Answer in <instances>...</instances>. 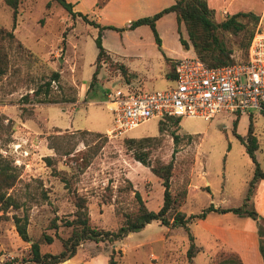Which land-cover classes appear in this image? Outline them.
<instances>
[{
	"label": "rangeland",
	"instance_id": "1",
	"mask_svg": "<svg viewBox=\"0 0 264 264\" xmlns=\"http://www.w3.org/2000/svg\"><path fill=\"white\" fill-rule=\"evenodd\" d=\"M208 2L213 19L218 21L236 11L259 15L264 0ZM83 3L80 11L96 19L98 9L88 0ZM136 7L125 5L113 10L118 13L111 18L113 22L105 19L106 14L100 15L102 21H96L120 27L157 10L143 4ZM11 22V8L0 0V26L12 27L14 35V41L7 46L8 66L0 75V162L16 172V179L6 192L18 203L17 207L0 210V264H25L23 259L29 249V240H22L17 234L12 213L27 214L26 230L32 239L39 240L40 251L56 252L62 247L61 238L70 230L64 220L73 217L74 194L85 197L89 224L101 229L115 230L122 212L133 209V190L139 192L148 209L159 207L160 179L149 166L134 159L122 141L125 136L154 137L148 148L149 163L172 159L170 189L182 184L186 188L187 183L186 197L178 208L185 215L204 210L206 221L193 217L187 223L200 249L188 261L185 228L152 219L113 241L80 240L71 257L55 264H107L111 256L117 259L116 264H212L221 253L231 250L219 235L221 239H234L233 229L240 228V217L232 211L221 213L207 207L240 205L252 175L253 162L243 142L233 133L236 117L235 132L239 135L245 134L248 121L252 120L258 142L254 154L264 170L263 113L223 111L209 119L179 116L176 126L154 117L122 135H105L113 123L112 113L103 102L106 91L167 88L171 85L166 75L169 61L192 51L191 45L182 49L177 43L172 11L155 20L159 38L167 50L173 51L169 54H180L167 62L161 53L158 55L161 49L147 24L123 29L125 37L123 30L104 28L100 37L107 53L96 61L97 28L79 15L71 17L55 0H18L14 24ZM178 27L186 38L182 23ZM220 33L235 45L236 35ZM232 54L239 57L240 49L234 48ZM121 63L125 70L120 68ZM54 71L56 78L51 77ZM47 80L49 96L73 94L74 99L36 101ZM38 86L40 95L32 92ZM173 128L180 137L177 142L171 138ZM252 195L247 207L254 208ZM41 233L49 234L52 240L45 242Z\"/></svg>",
	"mask_w": 264,
	"mask_h": 264
},
{
	"label": "trees",
	"instance_id": "2",
	"mask_svg": "<svg viewBox=\"0 0 264 264\" xmlns=\"http://www.w3.org/2000/svg\"><path fill=\"white\" fill-rule=\"evenodd\" d=\"M55 1L68 11L71 17L79 15L84 21L97 28V34L94 37V44L97 48L95 55L96 61H98L102 55L107 53L101 44L100 37L101 31L104 28H111L120 31L126 28H133L139 24H147L153 34L154 42L160 47V38L155 28V20L169 11H172L175 16L177 24V39L180 46L185 49L188 45H191L193 53L205 64L213 66L235 61H244L249 39L259 17L258 14L252 11H236L230 14H225L220 20L216 21L212 17L213 9L207 5L206 0H173L170 4L157 9L151 14L141 15L135 19L129 20L125 26L117 27L112 24H100L94 18L89 17L87 12L73 10L72 3L68 0ZM106 1L107 0H94L93 7L99 9ZM3 2L11 8V23L13 25L18 0H3ZM179 23H182L186 38L181 36L178 27ZM220 32L236 35L237 38L234 41L235 45L227 41ZM12 41H14L12 27L7 29L6 27L0 26V75L6 71L8 66L7 46L10 45ZM17 45H20V43L17 42ZM234 48L240 49L239 57H235L232 54ZM119 65L122 70H125V66L122 63ZM95 70L96 69H94L92 73V77L95 75ZM166 75L167 77L173 75L171 62H169ZM51 77L56 78L57 72L54 71ZM48 89L49 80L44 82L42 91L40 90V86L33 89L32 92L34 94H39L40 91L43 93L42 96H37L36 101H62L74 99L73 94L58 97L52 95L49 96ZM163 119L169 120L172 125L176 126L180 118L179 116H165L159 118V121L162 123ZM236 121L237 117L233 120V133L243 142L245 151L253 162L252 175L248 180L246 193L240 205L228 207L209 205L207 209L218 212L232 211L238 215H247L254 218L256 221V233L258 236V250L264 264V227L262 226L264 218L251 206L247 207V202L249 197L253 194L256 182L260 178H264V170L260 168L254 154L258 142L253 132L252 120L249 119L244 135H239L235 132ZM161 127L162 125L159 126V128ZM174 128L170 130L171 138L174 142H177L180 137L174 132ZM94 134L99 135V132H95ZM189 137L190 134H187V139H189ZM153 139L154 137L150 135L139 137L125 136L122 141L125 147L131 150L134 159L149 166L150 171L160 179L162 185L161 204L156 210L148 209L139 192L133 190V198L135 202L133 209L122 212L121 223L115 230L101 229L89 224L85 197L79 194H74L73 217L64 220V224L68 225L70 230L65 237L61 238L62 247L56 252L40 251L39 240L32 239L26 230L27 214L23 213L18 215L12 213L13 223L17 234L22 240H29V249L23 262L25 264H55L61 262L74 254L76 246L80 240L107 239L113 241L121 238L130 231L141 228L145 223L152 219L158 220L161 224L166 226L182 225L185 228L188 238L185 254L187 260L190 261L192 256L200 249V246L194 243L193 235L189 231L187 223L193 217H203L204 210H201L197 214L190 213L185 215V213L178 208L180 203L186 197L187 183L186 188L182 184L174 190L170 189V182L174 168L172 159L167 161L155 160L152 163L148 162V148ZM45 159L49 163V158L45 157ZM15 179L16 172L11 169L9 164L0 162V210L2 212L9 206H18L15 198L10 193L6 192V189L14 183ZM52 225H55L53 220ZM41 239L45 242H50L52 237L47 233H41ZM116 262L117 259L113 258V256L107 260V264H116ZM6 264L10 263L6 262ZM212 264H242V261L235 251L228 250L227 252L221 253L218 260Z\"/></svg>",
	"mask_w": 264,
	"mask_h": 264
},
{
	"label": "built area",
	"instance_id": "3",
	"mask_svg": "<svg viewBox=\"0 0 264 264\" xmlns=\"http://www.w3.org/2000/svg\"><path fill=\"white\" fill-rule=\"evenodd\" d=\"M171 85L156 90L106 91L103 102L113 116L105 135H122L154 117L212 118L218 112L264 114V2L244 61L209 66L193 51L171 60Z\"/></svg>",
	"mask_w": 264,
	"mask_h": 264
},
{
	"label": "crops",
	"instance_id": "4",
	"mask_svg": "<svg viewBox=\"0 0 264 264\" xmlns=\"http://www.w3.org/2000/svg\"><path fill=\"white\" fill-rule=\"evenodd\" d=\"M72 3V9L73 10H83L82 5H84V0H68ZM107 0L102 7H100L97 11L98 14L96 15L95 20L102 21V18H100L101 14H106L107 21H111V18L117 17L118 13L114 12L113 10L122 8L125 5H135L136 8H139L140 4H143L146 8H160V6H165L167 4H170L173 0ZM88 4L92 5L94 3V0H88ZM207 5L210 7L208 0H206ZM263 3V2H262ZM162 4V5H161ZM211 8V7H210ZM141 9V8H140ZM107 11H110L111 13L108 14ZM222 13H225L226 10L223 8ZM81 12V11H80ZM171 12V11H169ZM173 13V12H172ZM174 15V13H173ZM159 18V17H158ZM129 17H126V20L128 21ZM156 23V22H155ZM156 25V24H155ZM125 31L123 30L124 37H125ZM177 43H179L177 39ZM180 45V43H179ZM181 47V46H180ZM182 48V47H181ZM160 52L158 55L163 57V59L167 62L169 59H172L173 57L179 56L180 54H176L175 56H171L169 54L173 51L167 50L166 46L164 44L163 39L160 37ZM183 49V48H182ZM167 58V59H165ZM170 62V61H169ZM253 191V207L257 211L258 214H260L264 218V178H260L258 182L255 185ZM226 212V211H225ZM223 213V212H221ZM241 219V226L240 228L233 229L234 230V239H221L220 235L216 233V235H219V239L226 243V247L229 249L235 251L241 261L242 264H263L262 257L258 250V236L256 233V221L254 219H249L247 215H238ZM203 222L205 217L202 218ZM218 232L220 231V228H217ZM202 245V244H201ZM203 246V245H202ZM204 247V246H203ZM205 248V247H204ZM68 260H71L68 259Z\"/></svg>",
	"mask_w": 264,
	"mask_h": 264
}]
</instances>
